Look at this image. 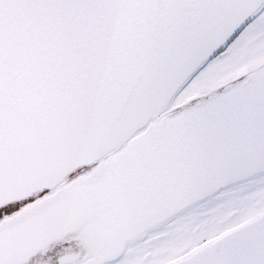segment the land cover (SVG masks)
<instances>
[{
	"label": "snow or ice",
	"instance_id": "snow-or-ice-1",
	"mask_svg": "<svg viewBox=\"0 0 264 264\" xmlns=\"http://www.w3.org/2000/svg\"><path fill=\"white\" fill-rule=\"evenodd\" d=\"M0 264H264V0H0Z\"/></svg>",
	"mask_w": 264,
	"mask_h": 264
}]
</instances>
